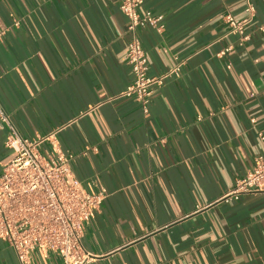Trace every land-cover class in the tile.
I'll use <instances>...</instances> for the list:
<instances>
[{"label":"crops","instance_id":"0c3cea01","mask_svg":"<svg viewBox=\"0 0 264 264\" xmlns=\"http://www.w3.org/2000/svg\"><path fill=\"white\" fill-rule=\"evenodd\" d=\"M254 4L241 45L224 18H244L247 0H145L140 12L164 25L139 31L150 74L180 72L144 113L125 96L121 0H0V174L3 112L27 138L60 130L76 178L107 196L85 229L89 264H264V192L224 200L264 153V0ZM0 264H20L2 240ZM32 264L63 263L37 250Z\"/></svg>","mask_w":264,"mask_h":264},{"label":"built area","instance_id":"2783aa9c","mask_svg":"<svg viewBox=\"0 0 264 264\" xmlns=\"http://www.w3.org/2000/svg\"><path fill=\"white\" fill-rule=\"evenodd\" d=\"M226 2L228 0H222ZM255 0H247L242 19L227 14L224 18L229 33L239 36L242 45L248 40L246 28L256 16ZM145 0H121V10L129 18L126 62L133 81L125 92L148 113L151 97L165 79L180 72V66L168 75L153 76L139 31L164 28L160 16L151 11L140 12ZM264 32V23L260 26ZM230 50V48H229ZM7 130L9 155L0 174V240L12 247L20 264H32L33 253L59 256L63 264H89L92 260L83 246L87 225L107 198L104 191L88 188L71 168L72 155L57 149L60 130L33 138L22 136L11 118L1 114ZM264 146V135H260ZM50 142L52 150L43 151ZM264 192V153L255 157L253 168L236 181L224 200H240L243 195Z\"/></svg>","mask_w":264,"mask_h":264}]
</instances>
